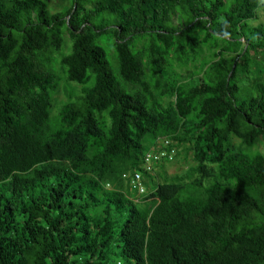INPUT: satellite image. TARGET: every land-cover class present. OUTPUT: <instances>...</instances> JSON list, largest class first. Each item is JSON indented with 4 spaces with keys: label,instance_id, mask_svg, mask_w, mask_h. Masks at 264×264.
Returning a JSON list of instances; mask_svg holds the SVG:
<instances>
[{
    "label": "trees",
    "instance_id": "trees-1",
    "mask_svg": "<svg viewBox=\"0 0 264 264\" xmlns=\"http://www.w3.org/2000/svg\"><path fill=\"white\" fill-rule=\"evenodd\" d=\"M69 1L0 0V264H264V154L240 148L264 140V81H242L264 68V0ZM207 46L190 85L174 64ZM62 81L81 92L53 126ZM181 145L194 165L156 183L167 160L145 155Z\"/></svg>",
    "mask_w": 264,
    "mask_h": 264
},
{
    "label": "rangeland",
    "instance_id": "rangeland-1",
    "mask_svg": "<svg viewBox=\"0 0 264 264\" xmlns=\"http://www.w3.org/2000/svg\"><path fill=\"white\" fill-rule=\"evenodd\" d=\"M48 5V10L51 14L65 12L69 10L72 6L71 2L69 0H46ZM263 23L264 24V9L259 12V19L256 22H252L251 26H255L257 24ZM64 46L63 50L60 53L66 54L70 50V41L68 38V35H64ZM243 42V41H241ZM146 45L145 41H142L138 44V47H144ZM104 48L107 52V58L110 63V69L113 71H116L117 63L115 61L114 57V50L112 45L108 42H105ZM217 50L213 46H207L203 47L202 51L200 52V56L198 60L195 62L185 66V67H179L174 64V70L176 73H178L181 78L187 79L186 82L188 84L192 85V79L191 77L195 74H201L204 70L205 66L210 63L213 59V53H216ZM60 55L55 56L56 61L59 60ZM54 70L60 75L63 76V73L61 72V69L58 65V62L54 63L53 65ZM253 76L247 81L242 78L243 82H246L249 86L258 84L259 82L264 81V68L260 65H257L252 70ZM81 87L77 84L70 83L69 85L65 84L63 81L60 84V89L58 94L55 96V105L53 107V111L51 114V122L53 126H57V113L60 109V106L66 102H68V96L67 94L71 95L73 99H76L80 96ZM175 98H165L162 100L163 106H167L169 104H174ZM234 143L236 145H239V142L237 140H234ZM158 148V146L156 147ZM242 150H245L246 153L249 154H264V140L260 139L259 142H257L252 148H245L243 146H240ZM194 165L192 155L187 151V145H181L177 149V155L174 153L173 158L169 162H162L159 163L154 171V175L157 177V182L161 181V178L164 176L168 177H176L182 173H184L188 168L192 167ZM142 206H145L147 208L151 207L150 202H146Z\"/></svg>",
    "mask_w": 264,
    "mask_h": 264
},
{
    "label": "built area",
    "instance_id": "built-area-1",
    "mask_svg": "<svg viewBox=\"0 0 264 264\" xmlns=\"http://www.w3.org/2000/svg\"><path fill=\"white\" fill-rule=\"evenodd\" d=\"M174 153V150H171L169 153L160 152L158 153V156L148 153L145 155L144 163L142 164L143 168L146 172L152 173L154 164L158 163L162 159H166L167 162L171 161ZM123 179H125V181L129 184L131 191L135 192L137 197H143L147 195V189L143 184L142 174L138 172H135L134 174H125L123 175Z\"/></svg>",
    "mask_w": 264,
    "mask_h": 264
},
{
    "label": "crops",
    "instance_id": "crops-1",
    "mask_svg": "<svg viewBox=\"0 0 264 264\" xmlns=\"http://www.w3.org/2000/svg\"><path fill=\"white\" fill-rule=\"evenodd\" d=\"M148 188L152 189V186H149ZM148 188H147V189H148Z\"/></svg>",
    "mask_w": 264,
    "mask_h": 264
},
{
    "label": "clouds",
    "instance_id": "clouds-1",
    "mask_svg": "<svg viewBox=\"0 0 264 264\" xmlns=\"http://www.w3.org/2000/svg\"><path fill=\"white\" fill-rule=\"evenodd\" d=\"M147 189V188H146ZM149 193H148V189H147V195H148Z\"/></svg>",
    "mask_w": 264,
    "mask_h": 264
}]
</instances>
